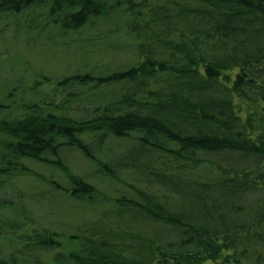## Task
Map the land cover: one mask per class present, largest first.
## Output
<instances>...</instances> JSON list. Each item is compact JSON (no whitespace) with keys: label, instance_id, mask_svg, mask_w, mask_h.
<instances>
[{"label":"trees","instance_id":"1","mask_svg":"<svg viewBox=\"0 0 264 264\" xmlns=\"http://www.w3.org/2000/svg\"><path fill=\"white\" fill-rule=\"evenodd\" d=\"M11 19L99 64L0 101V264H264V0H0ZM29 178L31 209L5 198Z\"/></svg>","mask_w":264,"mask_h":264},{"label":"rangeland","instance_id":"2","mask_svg":"<svg viewBox=\"0 0 264 264\" xmlns=\"http://www.w3.org/2000/svg\"><path fill=\"white\" fill-rule=\"evenodd\" d=\"M15 23H17L15 19H11L0 24V101L3 102H0L1 104L10 103L6 100L8 93L14 94L16 101L31 103L33 83H43L38 86L40 92L37 90L36 94L41 93V96H44L50 93L49 81L56 83V81L59 82L63 78L73 75L77 66L82 70L92 64H99L97 56H92L91 60L86 57L85 52L89 48L86 51L73 48L74 53L70 54L69 50L61 44V40L64 41L65 38L60 37L59 31H55L54 36L49 35V32L24 33L20 26L18 28L14 26ZM109 63L111 62L101 64L108 65ZM61 155L66 163L69 162V167L73 172L86 174L88 170L94 171L92 166H86V160H79V156H76L75 153L65 152ZM28 167L31 169L30 164ZM32 168L41 173H48L45 166L41 164L32 165ZM54 176H56L54 180L59 186L64 187L61 177ZM9 185L13 190L4 193L5 198L13 200V204H21L31 209V178L9 181ZM19 195L21 198H18ZM65 204L83 203L75 201ZM51 210L50 208L49 211ZM83 213L80 208L69 209L66 212L62 210L59 216L68 218L75 215L74 217L78 218Z\"/></svg>","mask_w":264,"mask_h":264}]
</instances>
